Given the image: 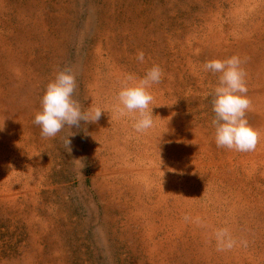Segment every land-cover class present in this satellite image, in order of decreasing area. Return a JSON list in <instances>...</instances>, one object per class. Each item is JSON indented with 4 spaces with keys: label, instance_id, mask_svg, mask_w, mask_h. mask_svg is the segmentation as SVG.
Here are the masks:
<instances>
[{
    "label": "rangeland",
    "instance_id": "374dc122",
    "mask_svg": "<svg viewBox=\"0 0 264 264\" xmlns=\"http://www.w3.org/2000/svg\"><path fill=\"white\" fill-rule=\"evenodd\" d=\"M0 264H264V0H0Z\"/></svg>",
    "mask_w": 264,
    "mask_h": 264
}]
</instances>
